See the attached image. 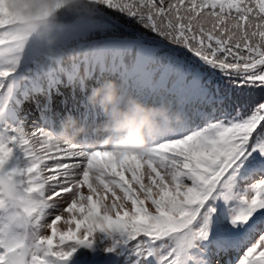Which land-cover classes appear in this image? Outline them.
I'll return each mask as SVG.
<instances>
[{
    "label": "snow or ice",
    "instance_id": "snow-or-ice-1",
    "mask_svg": "<svg viewBox=\"0 0 264 264\" xmlns=\"http://www.w3.org/2000/svg\"><path fill=\"white\" fill-rule=\"evenodd\" d=\"M105 78L183 119L61 140ZM0 264H264V0H0Z\"/></svg>",
    "mask_w": 264,
    "mask_h": 264
},
{
    "label": "clouds",
    "instance_id": "clouds-1",
    "mask_svg": "<svg viewBox=\"0 0 264 264\" xmlns=\"http://www.w3.org/2000/svg\"><path fill=\"white\" fill-rule=\"evenodd\" d=\"M60 22L54 20L52 23ZM32 41L43 43L39 33L33 34ZM88 103L103 120L82 123L74 117L67 118L62 126L61 140L74 142L84 132H93L104 137L103 143L117 150L143 152L152 141L174 130V125L183 119L167 104H148L136 97L125 99L121 85L114 79L101 80L89 92Z\"/></svg>",
    "mask_w": 264,
    "mask_h": 264
},
{
    "label": "rangeland",
    "instance_id": "rangeland-1",
    "mask_svg": "<svg viewBox=\"0 0 264 264\" xmlns=\"http://www.w3.org/2000/svg\"><path fill=\"white\" fill-rule=\"evenodd\" d=\"M129 175H130V174H129ZM84 191L87 192V189L85 188ZM65 215L67 216V213H65Z\"/></svg>",
    "mask_w": 264,
    "mask_h": 264
}]
</instances>
